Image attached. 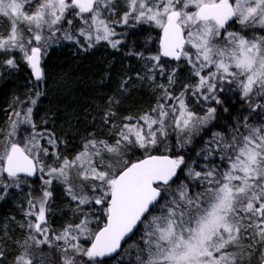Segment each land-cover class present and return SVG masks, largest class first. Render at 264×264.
Listing matches in <instances>:
<instances>
[{"label": "snow or ice", "instance_id": "1", "mask_svg": "<svg viewBox=\"0 0 264 264\" xmlns=\"http://www.w3.org/2000/svg\"><path fill=\"white\" fill-rule=\"evenodd\" d=\"M31 2L0 0V15L11 22L7 37L0 35V49L19 48L37 81L44 77L41 57L46 47L39 44L42 41L40 30L45 26L51 30L62 22L73 25V20L68 19L73 13L84 25L78 30L80 36L91 41L95 33L96 41H108L113 48L119 44V41L110 40L114 32L100 18L101 7L107 10L111 0H40L35 10L26 14L23 9ZM127 6L128 11L123 17L125 23L129 16H133L136 20L154 22L162 29L161 52L150 57L151 60L158 62L161 56L177 61L183 58L191 66L192 75L199 78V83L195 86L184 85L185 90L193 89L195 94L205 85H210L207 92L212 93L215 85L211 81L221 72L239 78L245 95L257 85L264 90V36L249 40L237 33L230 32L225 36L221 31L233 19H238L245 28L264 30V0H156L155 3L152 0H127ZM85 13L89 16L85 17ZM21 22L27 23L29 32L35 26L36 34L27 45L23 43V34L19 30ZM64 38L74 39L68 31L64 32ZM218 38L225 41L223 46L216 43ZM32 40L38 46H31ZM185 45H190L195 51H186ZM88 46L91 47V43ZM4 64L17 67L14 59L5 60ZM209 65L215 66L217 73L205 77L202 71ZM157 67L163 74L164 67L153 65V69ZM230 68L235 71H230ZM176 71L173 69L169 75V85L175 82ZM40 95L42 93L38 91L36 96ZM165 95H172L167 88ZM183 97L184 92H181L179 97L174 98L178 101V109L172 107L166 111L165 106L159 104L158 108L151 110L152 113L159 110L158 118L154 119L150 113L139 117L147 126V132L139 123H126L114 144L104 140H88L84 150L74 159L65 158L60 167L49 168L51 177L62 178L67 185L66 192L77 202V210L79 206L94 202L107 219L104 227L96 232L90 228L92 221L88 219V214L79 223L65 227L63 233L56 237L57 240H65L68 245L64 249L63 264H77L78 256L87 257L90 264H96L97 258L116 253L122 246L121 241L133 233L139 224H145L146 231L143 248L134 246L138 248L136 264H251L257 252L259 264H264V128L252 129L242 140L234 137L231 144L224 145L232 155L228 157L227 170L219 174V178L214 170L202 173L189 169V177L207 181L205 190L196 194H192L184 183L177 185L175 190L169 188L178 178L177 170L185 162L183 156L172 159L167 155H149L130 166L126 161L120 166L119 157L125 146L134 143L146 149L157 144L158 134L166 135L164 125L169 112H179L175 116V125L181 131L190 130L197 124H206L212 118L214 108H209L205 116L199 117L188 110ZM36 102L35 98L31 99L32 105ZM216 102L219 103L218 100ZM32 112V107H28L23 112L22 120H12V132L3 141L0 173H6L9 178H17L19 173L33 175L39 162L36 153L49 154L48 148H42L37 139L41 135L39 133H34L23 145L12 139L19 124L35 128ZM13 115L20 117L21 112L16 111ZM111 115L109 112L105 117ZM125 119L130 121L132 117ZM153 125L160 127L154 130ZM48 143L55 148L57 141L54 134H48ZM104 153L111 154L114 161L105 164ZM53 154L59 158L58 153ZM93 157L100 158L99 165L93 163ZM73 168H76L81 181L93 182L91 191L94 195L85 193L83 184L77 190L70 179ZM95 181H99V184ZM51 182L49 179L44 184L50 185ZM4 187L6 190L8 185ZM166 192L168 196H165ZM51 196V191L44 190L42 197L29 200L31 209H39L38 214L35 211L26 213L36 216L37 223L34 226L30 223L29 228L35 227L37 233L47 231L42 229V222L45 221L46 205ZM161 199L165 200L164 204H160ZM157 206L159 214L152 215L157 211ZM96 219L100 217L96 216ZM80 236L91 238L90 247L84 248L79 243L71 242L78 241ZM29 239L36 245L46 242L37 240L35 236H29ZM246 240L250 242L244 243ZM24 244L27 245L28 240ZM3 254L0 251V256ZM26 255L27 249L24 255L16 258L15 264H33L32 260L25 258Z\"/></svg>", "mask_w": 264, "mask_h": 264}, {"label": "trees", "instance_id": "2", "mask_svg": "<svg viewBox=\"0 0 264 264\" xmlns=\"http://www.w3.org/2000/svg\"><path fill=\"white\" fill-rule=\"evenodd\" d=\"M112 7L110 16L117 24L115 28V37L119 41L117 47L113 48L106 41L98 42L85 50L78 48V45L74 43L50 45L41 57V68L44 77L38 82L33 80L31 70L17 48L4 50L3 54L0 53V152L3 151V141L12 130L13 113L20 111V118H23V112L28 107L33 109L32 120L35 128L24 124L27 128L18 129L17 136L13 140L21 142L20 137L26 135L24 139L26 141L34 133L41 134L37 136V139L42 148H48L49 150L48 155H44L43 152L38 153L44 167H59L65 158L68 160L74 159L77 154L82 152L85 142L89 139L97 141L105 139L104 141L108 142V138H110L108 143L114 144L118 139V128L126 122L139 123L141 121L139 117L145 113H150L153 118L159 116V110L155 113H152L151 110L158 108V105L163 101L166 96L165 88L175 97H179L181 92H184L183 98L190 111L201 114V109L205 110L202 104L195 101L191 89H184V85L195 86L197 84L196 78L192 75V69L185 64L184 59H181L179 63L164 58L161 59L165 64H162L164 68L169 66L168 63L177 65L175 82L171 85H169L166 71L160 78L159 71L156 68L153 69L150 57L158 54L160 28L154 22L136 20L133 16H129L127 23L123 22L124 13L128 10L127 0H112ZM0 24L2 25V22ZM243 33L247 38H250L254 31L252 30L251 34L248 31H243ZM216 43L218 44V41ZM7 59H14L17 67H9L4 64ZM150 69L152 71H149ZM230 71H235V69L231 68ZM202 75L205 76L206 74ZM220 76L224 78L220 79ZM238 82H240L239 78H234L222 72L218 73L217 78L211 81L212 84H215L216 97L207 104L209 108H214L215 112L206 124L199 125L195 130L188 133H178L170 116H168L165 118L167 125H164L166 135L158 134L157 144L151 146V151L146 153H144L143 148L134 143L129 144L131 148L124 152L127 163L148 153H166L175 159L183 156L185 162L179 168L175 183L170 184L169 188L175 190L177 185L184 183L189 186L192 194L203 192L207 187V181L195 180L189 177V169L202 173L214 170L218 174L217 178H219V174L224 172L223 156L227 154L224 151L225 148L221 146L223 142L231 144L234 137L239 139L244 131H250L252 127L264 128V101L256 94L259 90L254 87L253 95L248 98H238ZM143 87L144 89H142ZM219 87H221L220 90H218ZM155 88L157 91H155ZM140 90L143 91L144 95ZM38 91L42 93L39 97L36 96ZM157 93L159 97H157ZM154 96L158 99H154ZM33 98L37 100L35 105L31 104ZM199 98L202 99L200 95ZM217 100L219 103L216 102ZM21 101H23V104H21ZM252 107H254V110H252ZM109 112L112 115L106 118L105 114ZM239 115L242 119L239 118ZM235 116H238L237 120ZM126 117H132L131 121L126 120ZM232 128L234 129L232 130ZM111 130L116 131L112 132ZM239 133L241 134L238 135ZM48 134L55 135L57 141L55 148L49 145ZM114 137L113 141L112 138ZM218 137L224 139L220 141L219 148L217 147L218 144L213 145ZM78 144L82 145L78 146ZM54 152L58 153L59 158L53 154ZM69 153L72 155L69 156ZM5 179L6 177L2 175V180ZM17 179L18 181L24 180L28 184H35L36 182V180H28L27 178ZM23 190L24 188H21L18 195L5 196L0 201V243L2 244H0V251L3 250L4 253L3 256H0V264L14 263L15 257L24 245V237L28 236L22 225H19L25 218L26 200L28 198L35 199L37 193L42 191L41 188H35L29 190V194H26ZM50 191L52 196L46 205V225L50 227L52 232L56 233L70 224L79 223L85 214L90 212L88 208L81 206L77 210V202L67 196L64 187L56 179L52 181ZM168 195L166 194V196ZM164 203L165 201L161 199L160 204ZM29 210L33 211L30 207ZM91 214L95 216L93 213ZM19 216H21V219H18V223L16 221ZM14 225L16 228H13ZM18 227L19 230L22 229L23 231H19ZM12 229L17 230L14 232ZM16 232L21 238L16 235ZM12 233H16L15 236ZM1 237L6 239L2 241ZM249 242L246 240L244 243ZM135 245L139 246L140 241ZM6 246L8 249L5 248ZM10 246L12 247L11 250H9ZM134 246L129 251V256L122 259L113 261L115 257H112L97 261L99 264H123L120 261L135 260L138 248ZM2 257L5 260L6 258L10 259L4 262L5 260ZM258 262L259 259L256 258L255 254L251 264H257Z\"/></svg>", "mask_w": 264, "mask_h": 264}, {"label": "rangeland", "instance_id": "3", "mask_svg": "<svg viewBox=\"0 0 264 264\" xmlns=\"http://www.w3.org/2000/svg\"><path fill=\"white\" fill-rule=\"evenodd\" d=\"M40 2V0H32V2L30 3V4H26L25 5V7H24V9H23V11L26 13V14H31V12L32 11H34L35 10V8L37 7V5H38V3ZM156 2V0H152V3H155ZM112 0H111V4L109 5V7H108V9L107 10H105V8L104 7H101V19H104L105 21H106V23H108V25H109V27L113 30V32H114V35L113 36H111L110 37V40H112V41H118L117 40V37H115L116 36V32H115V28H116V23H115V21L112 19V16H110L111 14H112ZM189 10H194V9H189ZM128 11V10H127ZM84 16L85 17H88L89 16V14H87V15H85L84 14ZM68 19H72L73 20V25H68L67 23H65V22H62V24L60 25V26H57V27H53L51 30H49L48 29V27L47 26H45L42 30H40V34L42 35V41H40L39 42V44H42V45H46V47L43 49V52L46 50V49H48L49 48V46L50 45H53V46H56V45H61V44H64V43H74V44H76V45H78L77 47L78 48H80V49H83V50H85V49H87V48H89V43H91V45H94V44H96V43H98V42H101V41H105V40H100V41H96L95 40V33H93V36H92V39H91V41H88V40H86L85 39V37L84 36H80L79 35V32H78V30L81 28V27H83L84 25H83V23H82V20L80 19V18H77V17H75V15H74V13H73V15H71V16H68ZM0 22H2V25L0 24V35H2L3 36V38H6L7 37V35H8V33H9V30H10V28H11V22H10V20L8 19V18H6V17H3L2 15H0ZM124 22V21H123ZM6 24V25H5ZM33 27V31L32 32H29L28 31V28H29V26L27 25V23H24V22H21L20 24H19V30L22 32V34H23V43H25V45H27L28 44V42H29V40H31L32 39V37L36 34V30H35V26L33 25L32 26ZM121 27V26H120ZM5 29H7V31H5ZM160 30H161V28H160ZM252 30L254 31V34L252 33L251 34V32H252ZM65 31H68L70 34H72L73 35V37H74V39H72V40H67V39H65L64 38V32ZM223 33H224V35L225 36H227V34L228 33H237V34H240V35H243V36H245L244 35V33H243V31H248L250 34H251V37L250 38H247L246 36H245V38H247V39H249V40H252L253 38H255V37H257V36H264V30H260V29H258V28H245L244 26H242L239 22H238V19H235L233 22H231L228 26H225V28L224 29H222L221 30ZM53 33H55V35H53ZM117 35H118V33H117ZM217 41H218V46H223L224 45V43H225V41H223V40H220L219 38L217 39ZM106 42H108V41H106ZM31 46H38V44H37V42L36 41H34V40H32V45ZM12 49H14V48H12ZM12 49H8V50H12ZM17 50L19 51V53L22 55V57H23V59H24V53L19 49V48H17ZM185 50L186 51H192V52H194L195 50L194 49H192L191 48V46L190 45H186V47H185ZM29 51H30V49H29ZM0 53H4V50L3 49H0ZM159 54V53H158ZM157 54V55H158ZM161 59H162V57H161ZM161 59H160V61H161ZM167 58H165V60H166ZM183 59V58H182ZM168 60V59H167ZM160 61H154V60H150V63L152 64V65H154V64H160V65H162L163 64V62H160ZM170 61V60H169ZM157 62V63H156ZM173 62H175V61H173ZM184 62H185V64L188 66V67H190L191 68V66L187 63V61L184 59ZM226 63L228 62L227 60L225 61ZM168 65L169 66H167V67H165L164 68V72H163V74L161 73V71H160V69H159V67H157L156 69L159 71V77L161 78L163 75H164V73H165V71L167 72V76L169 77V75H171L172 74V70L173 69H176V67H177V65L176 64H174V65H171L170 63H168ZM174 66V67H173ZM192 69V68H191ZM231 69V68H230ZM204 70V73H203V71H202V74H206L205 75V77H207V76H209V74L210 73H215V72H217V69L215 68V66H213V65H209L207 68H205V69H203ZM167 77V78H168ZM195 77V76H194ZM196 78V80H197V84L199 83V78L198 77H195ZM196 84V85H197ZM214 84V83H213ZM239 86V95L241 96V97H246V98H248L249 96H251V95H253L254 93H253V90H255V88H253V90L248 94V95H245L244 93H243V90H242V88L240 87V82H238L237 83ZM215 85V84H214ZM209 85H205V88L204 89H202L200 92H196L195 94H194V91H193V89H191V93H193V96H194V98H195V101L196 102H198V103H200V104H202L204 107H205V110L204 109H201V114H197V113H195L197 116H199V117H203V116H205V114L207 113V111H208V109H209V107L207 106V104H208V102H210V100L211 99H215V97H216V94H215V92L213 91L212 93H208L207 92V87H208ZM256 87V89H258L259 90V92H257L256 94H257V96L259 97V98H262L263 99V101H264V90H261L260 88H259V86L257 85V86H255ZM221 89V87H219L218 88V90H220ZM199 95L202 97V99H200L199 98ZM205 96H209V97H214V98H209V99H205L204 97ZM240 96H238V98H241ZM175 98V96H165L164 97V99H163V101L161 102V104H163L164 106H165V110L166 111H169L170 110V108H172V107H176L177 109L179 108V104H178V101L176 100V99H174ZM196 102H193V103H196ZM264 103V102H263ZM186 104V103H185ZM186 106H187V104H186ZM187 108H188V106H187ZM189 110V109H188ZM252 110H254V107H252ZM193 112V111H192ZM179 115V112L177 111L175 114H173V113H171V112H169V116H170V118H171V120H172V122H173V125L176 127V125H175V116H178ZM244 116H246V115H244ZM155 118H158V116H155L154 117V119ZM17 119H20V120H22L23 118H20V117H16V116H14V118H13V120H17ZM131 121V120H130ZM126 123H129V122H126ZM126 123H123V125L121 126V127H119L118 128V130L120 131V129H122L123 127H124V125L126 124ZM138 122H132V123H130V124H133V125H135V124H137ZM10 124V123H9ZM139 124L140 125H143L144 126V131L145 132H147L148 131V129H147V126L144 124V121H140L139 122ZM165 125H167V123L165 122ZM200 124H197L195 127H193L192 129H190V130H186V131H181L179 128H177V130H178V133H188V132H191L192 130H195L196 129V127L197 126H199ZM160 126L159 125H153V129L155 130V129H158ZM27 127H26V125H24V124H19L18 125V127H17V130L18 129H26ZM252 129H259V127L258 126H255V127H252L251 128V130ZM17 130H16V132H17ZM119 131H118V133H119ZM11 132H12V130H11ZM250 131L249 130H246V131H244L243 133H242V136H241V140H242V137L244 136V135H247L248 133H249ZM17 136V134H15L13 137H12V139H14L15 137ZM26 138V135H22L21 137H20V139L22 140L20 143L23 145V143L25 142L24 141V139ZM119 138V137H118ZM132 139L134 140L135 138L134 137H132ZM224 139L222 138V141H223ZM15 141V140H14ZM27 141V140H26ZM220 141H221V138L220 137H218L217 139H216V141L215 142H213V145H216V144H220ZM225 144H228L227 142L226 143H224L223 142V144L221 145L223 148H225L224 147V145ZM131 148V146L130 145H127V146H125L124 148H123V152H122V155L119 157V159H120V161H121V167L123 166V162H127V158L124 156V152H126V150L127 149H130ZM84 150V149H83ZM82 150V151H83ZM143 151H144V153H146V152H149V151H151V146L150 147H148V148H143ZM224 151H226L227 152V154H226V156H223L224 157V159H223V163L222 164H224V172L227 170V168H228V165H229V159H228V157L229 156H231L232 155V153L230 152V151H228L226 148H225V150ZM38 153H40V152H37L36 153V156L38 157V160H39V162L37 163V165H38V178H37V180H36V182H35V184H28V182H25L24 180H22V181H19V186H17V178H6L5 180H2V175H3V173H0V201L3 199V198H5V196H9V197H11V195H14V194H16V195H18V193H20L21 192V188H24V192L26 193V194H29V190H33V189H35V188H41V190L42 191H39L38 193H37V197L36 198H40V197H42V193H43V191L44 190H49L50 191V186H51V184H52V182H51V184L50 185H46V184H44V181H46V180H49V179H51V181H53L54 179H56V178H54V177H51L50 175H49V168H51V167H44V163H43V161H42V159H40V156H39V154ZM103 156H104V162H105V164H107V163H109V162H113L114 161V157L111 155V154H108V153H104L103 154ZM93 163L94 164H97V165H99L100 164V158H98V157H93ZM60 167V166H59ZM85 167H87V165H85ZM56 168H58V167H56ZM41 169H43V171H41ZM101 170H103V169H101ZM2 174V175H1ZM70 179L72 180V182L77 186V190H79V186L81 185V184H83V191L85 192V193H87V194H89V195H94L93 193H92V191H91V184L93 183L92 181H81L80 179H79V177H78V175H77V170H76V168H73L71 171H70ZM58 182H60L61 183V185L64 187V190H65V192H66V187H67V185L63 182V180H62V178L61 179H56ZM95 183L96 184H99V181H95ZM5 184H7L8 185V187H7V189L5 190V187H4V185ZM66 194H67V192H66ZM99 193H96L95 195H98ZM166 194H168V193H166ZM166 194H165V196H166ZM67 196L69 197V198H71V196L70 195H68L67 194ZM29 199L30 198H28L27 200H26V204H25V206H26V210H25V218L21 221V224H22V228H24L25 230H26V234H28V236H25L24 237V242L26 241V240H28V243H33V244H35L32 240H30L29 239V236H35V238L37 239V240H40V241H46L45 242V244H47V245H49L50 244V240L48 239L49 238V236H48V231H41L40 233H37L36 231H35V227H33V228H29V224L31 223L33 226L37 223V220H36V216L34 217V219H33V216L32 215H26V213H28V212H30V210H29V207H30V205H29ZM164 200V199H163ZM165 201V200H164ZM81 207H84V208H88L89 209V211L91 212V213H94V215H95V217L94 218H88L90 221H92V223L90 224V228L92 229V231L93 232H95L97 229H98V227L100 226V224L102 223V218H101V213H102V210H101V208H96L95 206H94V202L93 203H89V204H87V205H82ZM33 211H35L37 214H38V211H39V209H38V207L36 208V209H33ZM159 214V211H158V208H157V211L156 212H154V213H152V215H158ZM96 216H99L100 217V219L99 220H97L96 219ZM95 219V225H94V223H93V220ZM145 223H147V221H145ZM142 231H140V233H139V237H141V240L143 241V239L145 238L144 237V233H145V231H146V228H145V224H142ZM42 229H47V227H46V220L44 221V222H42ZM89 238V237H88ZM91 238H89V240H90ZM245 242V241H244ZM72 243H79L78 241H76V240H73L72 241ZM65 246L66 247H68V245H67V243H65ZM143 243H141L140 245H139V248H143ZM87 248V247H86ZM25 251H26V249H24L23 250V253H25ZM62 251L64 252V250L62 249ZM27 252H28V255H27V257H26V259H29V260H31V257H30V255H29V250L27 249ZM138 253V251H136V254ZM125 256H129V251H128V247L127 246H124L123 247V250H122V252L117 256V257H115L114 259H113V261L114 260H116V259H122V258H124ZM79 257V256H78ZM78 257H77V264H82V262H83V264H90V262H88V258L87 257H83L84 258V260L82 261V262H80V259H78ZM254 258H255V255L252 257V259H251V263L253 262V260H254ZM256 258L257 259H259V252L258 253H256ZM135 261V263H136V259L134 260ZM134 261H131V264H135L134 263ZM120 263H124V264H126L125 262H123V261H120ZM57 264H62V261L60 262V263H57ZM96 264H99V262L98 261H96Z\"/></svg>", "mask_w": 264, "mask_h": 264}, {"label": "flooded vegetation", "instance_id": "4", "mask_svg": "<svg viewBox=\"0 0 264 264\" xmlns=\"http://www.w3.org/2000/svg\"><path fill=\"white\" fill-rule=\"evenodd\" d=\"M94 206L96 208H100V206H97L95 204H94ZM32 216H33V219H34L35 216L34 215H32ZM94 217L95 216H93L90 212H88V218H94ZM101 218H102V223L100 224L98 229L102 225H104V222H105L106 216L103 213V211L101 213ZM45 220H46V214H45ZM94 222H95V220H93V223ZM46 223H47V221H46ZM94 225H95V223H94ZM46 227H47V231H48V236H49L48 239L50 240V244L49 245H47L45 243H42L40 245H36V244H33V243H28L27 245L24 244L22 246V248L20 249V252L15 257V261H16V258L18 256L25 254V253H23L24 249H28L29 250V255L31 257V260L33 261V264H57V263H60L61 261H62V264H63V256L65 255V252H63L62 249L64 250V249L67 248L65 246L66 242L63 239L57 240L56 237L60 236L63 233L65 228H61L56 233H54V232L51 231L49 226L46 225ZM142 228H143L142 224H140L138 226V228L134 231V233L124 242V244L121 247L120 253L122 252L124 246H127L128 247V251H131L132 247L138 241H140V244L142 243L141 237H139L140 236L139 233H140V231H142ZM98 229L96 231H98ZM72 235H76V233H73ZM78 242L84 248L90 247V245H91V239L89 240V238L85 237V236H80ZM120 253H118L116 256H113V257H117ZM68 254H71V253L69 252ZM26 257H27V255L25 256V258ZM110 258H112V257L97 258V260H101V259L105 260V259H110ZM78 259H80V262H82L84 260L83 257H78ZM15 261H14L13 264H15ZM131 261H134V260L133 259H127L124 262L126 264H129V262H131ZM134 263H135V261H134Z\"/></svg>", "mask_w": 264, "mask_h": 264}, {"label": "bare ground", "instance_id": "5", "mask_svg": "<svg viewBox=\"0 0 264 264\" xmlns=\"http://www.w3.org/2000/svg\"><path fill=\"white\" fill-rule=\"evenodd\" d=\"M229 24H230V23H229ZM229 24H228V25H229ZM162 61H163V60H162ZM162 61H160V62H162ZM168 61H169V60H168ZM178 62H179V61H178ZM178 62H177V63H178ZM51 63H52V62H51ZM156 63H157V62H156ZM166 64H167V63H166ZM163 65H165V64H163ZM173 67H174V66H173ZM51 68H52V67H51ZM22 78H23V77H22ZM32 78H33V77H32ZM33 80H34V79H33ZM34 81H35V80H34ZM36 82H38V81H36ZM30 85H32V84L30 83ZM141 86H142V85H141ZM149 86L151 87L150 84H149ZM144 87H145V86H144ZM144 87H143L142 89H144ZM136 88H137V87H136ZM139 88H140V87H139ZM137 89H138V88H137ZM142 89H141V90H142ZM32 90H33V87H32ZM134 90H136V89H134ZM141 90H140V92L142 93L143 91H141ZM147 90H148V89H147ZM149 90H150V89H149ZM153 90H154V89H153ZM155 91H157L156 88H155ZM158 91H159V90H158ZM144 92H145V91H144ZM147 92H148V91H147ZM149 92H150V91H149ZM153 92H154V91H153ZM135 93H136V92H135ZM154 93H156V92H154ZM154 93L152 94V92H151L152 95H154ZM158 93H159V92H158ZM158 93H157V97H159V96H158ZM138 94H140V93H138ZM142 94H143V93H142ZM143 95H144V94H143ZM143 95H142V96H143ZM146 95H147V94H146ZM155 95H156V94H155ZM131 96H132V95H131ZM140 96H141V95H140ZM147 97H149V96H147ZM150 97H152V96H150ZM157 97L154 96L153 98L155 99V98H157ZM142 98H143V97H142ZM157 99H158V98H157ZM145 100H146V99H145ZM149 101H150V100H149ZM151 101H152V100H151ZM156 101H157V100H156ZM150 103H151V102H150ZM152 103H153V101H152ZM154 103H155V102H154ZM158 103H160V102H158ZM151 105H152V104H151ZM156 105H157V104H156ZM233 109H234V108H233ZM237 109H238V107H237ZM235 112H236V111H235ZM242 112H243V111H242ZM237 113H239V112H237ZM234 115H235V114H234ZM236 115H237V114H236ZM241 115H242V114H241ZM241 115H239V118L242 119ZM242 116H244V115H242ZM237 118H238V116H237V117L235 116V119H236V120H237ZM236 120H235V121H236ZM232 121H234V120H232ZM239 121H240V120H239ZM237 122H238V121H237ZM237 122H236V124H237ZM112 126H113V125H112ZM114 126H115V125H114ZM115 129H116V128H115ZM233 129H234V128H232V130H233ZM111 131H112V130H111ZM115 131H116V130H115ZM115 131H112V132H115ZM117 131H118V130H117ZM107 132H108V134H109V130H108ZM232 132H233V131H232ZM238 132H239V131H238ZM240 132H241V130H240ZM241 133H242V132H241ZM241 133H239L238 135H240ZM114 134H115V133H114ZM110 135H111V134H110ZM228 135H229V134H228ZM112 136H113V135H112ZM112 136H108V137H112ZM115 136H116V135H115ZM106 137H107V136H106ZM236 138H237V137H236ZM238 138H239V137H238ZM88 139H89V138H88ZM106 139H107V138H106ZM108 139H109V141H110V138H108ZM113 139H115V137L112 138V140H113ZM239 139H241V137H240ZM86 140H87V139H86ZM89 140H90V139H89ZM104 140H105V139H104ZM112 140H111V141H112ZM109 141H108V142H109ZM113 141H114V140H113ZM82 142H83V140H82ZM82 142H81V143H82ZM79 144H80V143H79ZM79 144H78V146H81V145H82V144H81V145H79ZM75 147H76V146H75ZM80 148H81V147H80ZM82 148H83V147H82ZM75 149H76V148H75ZM70 151H71V150H70ZM73 151H74V150H73ZM75 151H76V150H75ZM68 152H69V151H68ZM77 152L79 153V151H77ZM74 153H75V152H74ZM69 154H70V153H69ZM71 155H72V154H70L69 156H71ZM60 197H61V196H60ZM60 197H59V198H60ZM64 202H65V201H64ZM64 202H63V203H64ZM14 203H15V201H14ZM60 203H62V202H60ZM65 205H66V204H65ZM67 206H68V205H67ZM67 206H66V207H67ZM61 207H63V205H61ZM63 210H64V209H63ZM65 210H66V209H65ZM68 210H70V209H68ZM60 211H61V210H60ZM63 212H65V211H63ZM68 212H69V211H68ZM7 214H8V213H7ZM64 214H65V213H64ZM66 214H68V213H66ZM3 215H5V214H3ZM12 215H13V214H12ZM12 215H11V216H12ZM18 215H19V214H18ZM14 217H15V216H14ZM17 217H18V216H17ZM20 217H21V216H19V218H17V221H16V222H18V219H21ZM65 217H66V215H65ZM65 217H64V218H65ZM61 218H62V217H61ZM64 218H62V219H64ZM66 218H67V217H66ZM66 218H65V219H66ZM10 219H11V218H10ZM14 220H15V219H14ZM14 220H12V221H14ZM9 223L11 224V222H9ZM18 223H19V222H18ZM16 224H17V223H16ZM19 225H22V224H19ZM19 225H18V226H19ZM14 227H15V225L13 226V228H14ZM10 228H11V225H10ZM15 228H16V227H15ZM17 229L19 230V227H18ZM17 229H12V230L15 232V230H17ZM19 231H23V230L21 229V230H19ZM16 233H17V232H16ZM16 233H12V234L14 235V234H16ZM19 233L21 234V232H19ZM13 235H12V236H13ZM16 235H18V233H17ZM22 235H24V234H22ZM12 236H11V238H12ZM14 236H15V235H14ZM18 236H19V235H18ZM19 237H20V236H19ZM19 237H18V238H19ZM1 238H2V241H3V239H6V238H4V237H1ZM8 238H9V237H8ZM11 238H10V240H11ZM15 238H17V237H15ZM20 238H21V237H20ZM10 240H8V241H10ZM12 240H13V239H12ZM16 240H17V239H16ZM23 240H24V239H23ZM6 241H7V240H6ZM13 241H14V240H13ZM7 243H8V242H7ZM12 243L14 244L15 242H12ZM20 243H21V242H20ZM0 244H1V243H0ZM3 244H4V243H3ZM16 244L18 245L17 242H16ZM1 245H2V244H1ZM1 245H0V246H1ZM12 246H14V245H12ZM1 248H2V247H1ZM5 248L8 249L7 246H6ZM5 248H4V249H5ZM11 248H12V247L10 246L9 250H11ZM16 248H17V247H16ZM13 249H14V248H13ZM2 251H3V250H2ZM14 251H16V250H14ZM8 253H11V252H8ZM8 253H7V254H8ZM3 255H4V254H3ZM5 255H6V254H5ZM12 256H13V254H12ZM8 257H9V256H8ZM4 258H5V256H4ZM4 258L2 257V259H4ZM0 259H1V258H0ZM9 259H10V258H6L7 261H9ZM4 260H5V259H4ZM6 260H5L4 262H7ZM11 260H12V259H11ZM4 262H3V263H4ZM4 264H5V263H4Z\"/></svg>", "mask_w": 264, "mask_h": 264}, {"label": "water", "instance_id": "6", "mask_svg": "<svg viewBox=\"0 0 264 264\" xmlns=\"http://www.w3.org/2000/svg\"><path fill=\"white\" fill-rule=\"evenodd\" d=\"M85 14H87V13H85ZM234 20H235V19L230 20L229 22L226 23V25H228L229 23H231V22L234 21ZM226 25H225V26H226ZM162 35H163V32L161 31L160 38H159V54H160V52H161L160 42H161V37H162ZM185 46H186V45H185ZM161 57H163V56H161ZM164 58H167V59H169V60H172V61L178 62L177 60H175L174 58H171V57H164ZM30 70H31V69H30ZM31 75H32L33 79H34L35 81H37V80L34 78L32 72H31ZM149 155H154V156H165V155H167V156H169L170 158L174 159V157H172V156H170V155H168V154H164V153H162V154L152 153V154H147V155H145V156H143V157H141V158H139V159H137V160H134V161L130 162L128 165L130 166L131 163H135V162H138L139 160L145 159V158H146L147 156H149ZM178 171H179V169L177 170V175H178ZM3 175L7 177L6 173H3ZM36 176H37V164H36V171L34 172L33 175L28 176L26 173H19V174H18V177H25V178L30 179V180L35 179ZM175 179H176V178H175ZM106 222H107V219L105 218V223H106ZM105 223H104V225H105ZM104 225H102V226L98 229V231H99L101 228H103ZM137 227H138V226H137ZM136 229H137V228H136ZM136 229H134V231H135ZM134 231H133V233H134ZM133 233H129V234H128V235H127V236L121 241V245H122V244H123V243H124V242H125V241H126V240H127L132 234H133ZM119 250H120V248L117 250L116 253L110 254L109 256H106V257H112V256H115V255L119 252ZM106 257H103V258H106ZM258 264H259V263H258Z\"/></svg>", "mask_w": 264, "mask_h": 264}]
</instances>
